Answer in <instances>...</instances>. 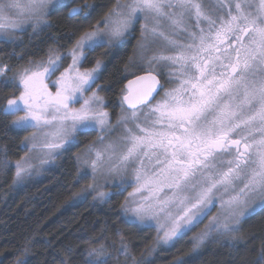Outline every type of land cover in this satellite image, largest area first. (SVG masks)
<instances>
[{
    "label": "snow or ice",
    "instance_id": "1",
    "mask_svg": "<svg viewBox=\"0 0 264 264\" xmlns=\"http://www.w3.org/2000/svg\"><path fill=\"white\" fill-rule=\"evenodd\" d=\"M68 6L66 0H0V33L26 26L42 30L50 26L45 18L51 12ZM94 11L84 3L71 7L69 16L88 19ZM193 15L195 27L189 30L185 20ZM141 20L138 54L148 67L122 90L123 114L113 125L103 98L97 92L85 97L101 61L84 71L81 61L97 48L123 44ZM70 55L71 64L53 82L54 93L45 80L62 66L63 57L55 53L46 63L0 79L4 88L21 89L0 112L16 117L14 130H35L25 137L28 152L45 150L43 164L58 150L77 146L81 135L98 131L80 179L91 177L87 190L101 201L113 195L95 183L106 165V183L120 177L118 191L133 187L121 205L123 223L154 226L157 242L168 244L197 227L219 201L222 217H212L193 237V247L213 233L235 239L249 215L241 210L248 200L259 193L264 206V0H218L211 7L205 0H114ZM164 68L176 86L153 104L154 93L163 89L157 70ZM9 71L0 66V77ZM117 129L122 135L106 139ZM15 167L22 179L33 167L27 153ZM129 174L131 180L125 179ZM121 248L127 256V246ZM88 257L85 264H108L102 251H89Z\"/></svg>",
    "mask_w": 264,
    "mask_h": 264
},
{
    "label": "trees",
    "instance_id": "2",
    "mask_svg": "<svg viewBox=\"0 0 264 264\" xmlns=\"http://www.w3.org/2000/svg\"><path fill=\"white\" fill-rule=\"evenodd\" d=\"M84 3L95 6L88 19L69 16L71 7ZM113 3L72 0L68 7L46 17L49 27L28 28L12 41H0V66L12 69L5 78L47 61L52 53L65 55ZM138 40L134 34L122 45L97 48L83 63V69H91L101 61L95 87L112 116L122 110L125 83L139 76H129ZM20 91L0 86V107ZM14 119L0 112V264H85L92 250L102 251L108 264H261L264 208L245 220L236 240L213 235L194 249L192 232L174 245L164 246L157 242L154 228L122 222L121 205L127 192L115 191L106 201L94 199L96 195L88 192L87 179H80L77 163L81 145L58 156L41 176L17 186L15 165L27 153L24 141L28 132L14 130ZM94 135L87 132L80 138ZM122 244L127 246V256L121 254Z\"/></svg>",
    "mask_w": 264,
    "mask_h": 264
},
{
    "label": "rangeland",
    "instance_id": "3",
    "mask_svg": "<svg viewBox=\"0 0 264 264\" xmlns=\"http://www.w3.org/2000/svg\"><path fill=\"white\" fill-rule=\"evenodd\" d=\"M72 0H66V2L69 4ZM218 2V0H205V5L207 7H211L213 5H215L216 3ZM46 19V18H45ZM185 23L188 25V28L189 30H194V27H195V17L194 15L190 18V19H186L185 20ZM143 24V21L141 20L140 23L136 24L135 26V31H133L131 34H129L128 38L126 39V41L132 37L134 34L137 35L138 34V37L139 40L137 42L138 46L136 47V51H135V56H134V59L132 61V64H131V67L129 69V76L130 77H133V76H137V75H140L142 73H146V70H147V64L144 63L140 57H139V54H138V47H139V42L141 40V33H140V28H141V25ZM203 26V25H202ZM33 29L32 26H26L25 27V30L23 31H20V30H16L15 32H12L11 34L9 35H5L3 33H0V41H12L14 39V37L20 33H23L24 31H26L27 29ZM39 27H37L36 29H38ZM165 28H167V24L165 23ZM35 29V31H36ZM34 31V30H33ZM179 38V37H178ZM186 39V37H184ZM125 41V42H126ZM124 42V43H125ZM123 43V44H124ZM122 45V44H121ZM88 55V54H87ZM60 56L63 57L62 61H61V64L62 66L55 72L53 73L51 76H49L46 80H45V83L48 85V88L50 91H52L53 93L55 92L56 88L54 87L53 85V82L56 81L59 77H60V74L62 72H64V70L71 64L72 60H71V55H70V51L67 52L65 55L64 54H60ZM69 59V60H68ZM48 60V59H47ZM85 60H82L81 61V65H80V70L81 71H84L86 69H83V63H84ZM47 61H45L44 63H46ZM9 68V67H8ZM101 71V67L99 69V72L96 74L97 75V79L95 81V83L93 84L92 88L90 91L86 92L85 93V97L87 96H90L92 94V92H97L99 96L102 97V95L100 94V89L98 87H95V84L99 78V73ZM169 71V69L167 68H164L162 71L161 70H157L158 72V75L160 76V74L163 75V77L165 78V84H164V88L160 94V96L157 98L156 102L158 100L161 99V97L163 96L164 94V91L165 90H168L172 87H175L176 86V82H172L170 83L169 82V77L167 75V72ZM154 74H157V73H154ZM8 76V72L6 73V76ZM5 77H0V79H4ZM103 98V97H102ZM104 100V98H103ZM83 101L81 100L80 103H76L74 105V107L76 108H79L80 107V104L82 103ZM155 104V103H154ZM104 110H106V101L104 100ZM126 109V108H124ZM108 112V111H107ZM109 114V119H110V123L115 125L117 120L122 116L123 112L122 110L118 111L117 112V115L116 116H112L110 112H108ZM18 115H23V113H19ZM16 118V117H14ZM33 131H35L34 129H29L27 130L28 132V135L27 137H30L33 133ZM89 132H95L96 135L94 136H87L85 137L84 139H81L79 137V143L77 146L81 145V148L77 154V163L79 165V168H80V171L85 168V164H84V160L85 159H88L89 157V153H88V149L92 146L93 142H96L98 141V137L100 135V133L98 131H89ZM123 133V130L122 129H117L113 134L112 136L110 137H106V139H111V140H116L120 135H122ZM37 137H38V141L39 142V139H40V136H39V133H37ZM30 146V145H29ZM97 148H102L103 145L97 143ZM76 147V146H75ZM25 148V147H24ZM73 148V147H71ZM26 149V148H25ZM70 148L68 149H60L58 150L57 152H55L52 156L51 159L47 160L46 163H43L41 164L40 163V160L41 159H45V155H44V151L45 150H40L39 148L37 150H34L32 152H28V150L26 149L27 151V155L29 157V162L33 165L32 168H30L28 170L27 173L24 174L23 178L22 179H17L16 177V180H15V184L18 186V185H23L24 183L30 181L31 179H34V178H37L39 176H41L45 171H47L52 163L54 162V160L62 155L64 152H66L67 150H69ZM230 157H225L224 159L227 160L229 159ZM106 168H107V165L105 166V169L101 171V173H98L97 174V178H96V181L95 183L98 184V185H102L103 187H100L99 190L100 191H107V192H115V191H118L117 190V186L120 184V177H117L115 179V181H113L111 178H108L107 179V183L105 182L106 180ZM91 170L89 169V172ZM125 179H128V180H131V176L130 174L129 175H126L125 176ZM87 184H90V183H93V180L91 179V177H89V179H87ZM133 191V187H128L126 190L124 189H119L118 192H127V196H128V193ZM89 192V191H88ZM92 194H95V192H90ZM170 194V193H169ZM264 206L261 205L260 203V194L257 193V194H254L247 202V205L242 208L241 210H244V211H248L249 212V215H247L243 221V223L245 222V220H247L249 217H251L252 215H254L255 213H257L258 211H260L261 209H263ZM254 209V210H253ZM220 215L222 217V213H221V209H220V204H219V201H215L214 202V205L210 211V214L208 215L207 218L203 219V221L195 228H193L191 231L187 232L186 234H189V233H194L195 235L193 237H195L197 234H199L200 232L204 231L206 226L209 224V221L212 219L213 216H218ZM153 225L155 224L154 221L151 222ZM242 223V225H243ZM141 227H144V226H141ZM152 228H154L156 230V228L153 226ZM240 233V231L238 233H235V240L238 238V234ZM184 234V235H186ZM160 235H163V233L161 232ZM183 235V236H184ZM213 235H217L219 237L218 234L216 233H213ZM212 236H210L208 239H210ZM225 238V239H233L231 236L229 237H224V236H220V238ZM180 237H178L177 239H175L174 241L168 243V244H164V243H161L163 244L164 246H172L175 244V242L179 239ZM207 239V240H208ZM206 240V241H207ZM205 241V242H206ZM204 242V243H205Z\"/></svg>",
    "mask_w": 264,
    "mask_h": 264
},
{
    "label": "flooded vegetation",
    "instance_id": "4",
    "mask_svg": "<svg viewBox=\"0 0 264 264\" xmlns=\"http://www.w3.org/2000/svg\"><path fill=\"white\" fill-rule=\"evenodd\" d=\"M139 38H140V37H139ZM159 77H160V79H161V85H163V88H164V84H165V82H164V77H163L162 74H160ZM162 90H163V89H160V90L158 91L159 94H156L155 99H154L153 102H152L153 104L156 103V100H157V98L160 96ZM111 115H112V114H111ZM116 115H117V113H116ZM116 115H115V116H116Z\"/></svg>",
    "mask_w": 264,
    "mask_h": 264
},
{
    "label": "water",
    "instance_id": "5",
    "mask_svg": "<svg viewBox=\"0 0 264 264\" xmlns=\"http://www.w3.org/2000/svg\"><path fill=\"white\" fill-rule=\"evenodd\" d=\"M146 73H144V74H142V75H145ZM142 75H139V76H142ZM136 79V77H134V78H132V79H130V80H128L126 83H125V88H127V85H128V83H129V81H134ZM158 79H159V81H160V84H161V79H160V77L158 76ZM160 89H158V91H159ZM154 96H156V94L154 93ZM154 100V99H153ZM153 100H152V102H153ZM125 106V108H127V105H124Z\"/></svg>",
    "mask_w": 264,
    "mask_h": 264
}]
</instances>
